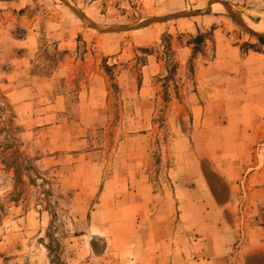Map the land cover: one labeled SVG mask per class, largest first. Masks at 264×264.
<instances>
[{
  "label": "rangeland",
  "instance_id": "rangeland-1",
  "mask_svg": "<svg viewBox=\"0 0 264 264\" xmlns=\"http://www.w3.org/2000/svg\"><path fill=\"white\" fill-rule=\"evenodd\" d=\"M0 264H264V0H0Z\"/></svg>",
  "mask_w": 264,
  "mask_h": 264
},
{
  "label": "water",
  "instance_id": "water-1",
  "mask_svg": "<svg viewBox=\"0 0 264 264\" xmlns=\"http://www.w3.org/2000/svg\"><path fill=\"white\" fill-rule=\"evenodd\" d=\"M193 15H194L193 13H179V14H174V15L168 16V17L150 19V20H148L146 22H143V23H140V24L136 25V27L144 26L146 24H151L153 22L168 20L169 18H176V17H183V16H193ZM111 31H114V30H111Z\"/></svg>",
  "mask_w": 264,
  "mask_h": 264
},
{
  "label": "crops",
  "instance_id": "crops-1",
  "mask_svg": "<svg viewBox=\"0 0 264 264\" xmlns=\"http://www.w3.org/2000/svg\"><path fill=\"white\" fill-rule=\"evenodd\" d=\"M49 128H51V126Z\"/></svg>",
  "mask_w": 264,
  "mask_h": 264
},
{
  "label": "trees",
  "instance_id": "trees-1",
  "mask_svg": "<svg viewBox=\"0 0 264 264\" xmlns=\"http://www.w3.org/2000/svg\"><path fill=\"white\" fill-rule=\"evenodd\" d=\"M200 38V37H199Z\"/></svg>",
  "mask_w": 264,
  "mask_h": 264
}]
</instances>
